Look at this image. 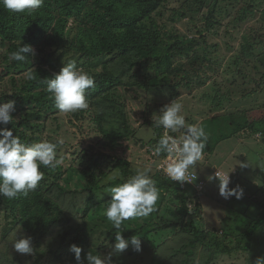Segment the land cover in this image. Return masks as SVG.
<instances>
[{
  "label": "rangeland",
  "instance_id": "374dc122",
  "mask_svg": "<svg viewBox=\"0 0 264 264\" xmlns=\"http://www.w3.org/2000/svg\"><path fill=\"white\" fill-rule=\"evenodd\" d=\"M89 1L88 7L81 15L63 19L67 21V27L71 28L74 25L83 29L94 27L87 13L94 10L95 4L93 0ZM125 1L117 0V5L124 6ZM60 18L59 12H55V23ZM146 22L151 24L154 22L160 27L161 37L166 43H175L182 39L186 43L195 44L191 49L193 56L189 60L168 66L167 69L166 67L155 69L157 65H154L153 68L138 71L137 67L130 69L129 64L121 60L105 68L120 81L110 93L111 100H115L123 109L133 132L129 141L113 151L105 147V140L95 123V118L105 110L95 101L88 100L87 110L61 114L55 109L48 116L40 136L42 141L47 140L57 145V158L64 161L57 167L58 170L61 167L63 172L60 186L66 194H60V190L56 188L52 193L44 191L38 197H35L38 188L29 193L24 199L29 201L26 209H32V213L20 220L17 225L12 223L14 218L7 217L11 207L10 201L0 197V264H33L39 256L43 257L42 264H78L74 253L70 251L73 244L82 249V260H85L89 251L94 255L98 253L105 255L107 249L111 251L109 243L112 239L108 231L114 228L108 220L104 224L100 223L104 216L103 211L107 207L106 203L111 200L108 189L112 186L109 184L122 179L115 161L116 159L129 161L132 164V171L149 166L152 169L151 178L159 173L158 167L162 158L161 155H154L153 149L156 145L154 139L157 130L161 132V136L165 130L162 127H155L152 116L171 100H180L183 110L186 111L182 115L196 116V109L206 107L209 108L207 116L216 113L215 116L223 117L225 122L233 121L234 126L221 122L226 127L222 132L237 135L242 127H249L251 132L260 128L261 136L264 137V0H162L159 8L146 19ZM56 26L53 24L48 28V34L43 36L41 43L31 45L34 49L31 53L34 71L43 68L53 74L59 72L49 65L43 66L40 62L47 54L45 45L50 36H55ZM253 30H257L259 35L263 31L257 40L255 39L259 35L250 36ZM262 40L261 46H255ZM10 45L12 43L0 45V66L4 68L6 67L4 57L8 54ZM23 71L12 69V74L20 79L19 75ZM85 71L90 74L100 73L102 68ZM135 73L136 76L133 77ZM9 76L0 80V104L15 101L16 92ZM17 106L15 104V108ZM191 118L190 116V121ZM203 118L207 119L205 116ZM114 128L122 129L118 122ZM176 133L169 131L168 134L178 136ZM261 136L256 141L258 144L251 146L253 150L250 154L253 155L251 159H254L258 167H264V149L261 152L257 150L263 142L260 140ZM215 139L216 137L213 141ZM234 143L236 141L232 139L225 145L237 151L235 159H238L243 148L233 147ZM96 161L98 162L95 165ZM91 183L98 186L107 185V188L100 193L104 204L94 206L87 213L86 207L90 197L87 189H90ZM202 194L200 198L206 193ZM184 195L188 209L184 223L192 221L202 229L204 219L203 212L197 210V193L190 192ZM40 196L41 204L38 206L36 203ZM180 205L182 204L178 202L176 196L161 192L156 205L159 213L155 212L152 215L154 218L149 220L150 215L147 218L125 221L121 231L131 233L151 225L150 233L140 238L142 251L156 255L161 264H180L183 256L177 253V250L192 237L180 223L182 213ZM217 216L210 214L216 229L208 231L213 232L222 243H227L223 231L219 228L223 227L228 233L231 221L222 223V219L218 221ZM231 217L235 218L236 214ZM158 221L177 222L178 225L156 231ZM243 223L244 226L250 227L253 222ZM94 225H99V230L92 235L91 228ZM22 235L32 237L34 251L31 255L20 254L13 247L16 237L19 239ZM97 238L105 240L102 250H99ZM232 242H236L235 238L226 245L230 247ZM251 248L252 255L249 253L250 259L246 264H255L257 258L264 257V236L261 231L258 236L252 238ZM125 252H130V249ZM215 255H217L215 249L206 250L199 247L196 250L195 262L224 264L220 263V260L214 263ZM246 257L245 254H241L240 258L232 263L244 264ZM150 260L146 259V264H149Z\"/></svg>",
  "mask_w": 264,
  "mask_h": 264
},
{
  "label": "trees",
  "instance_id": "16d2710c",
  "mask_svg": "<svg viewBox=\"0 0 264 264\" xmlns=\"http://www.w3.org/2000/svg\"><path fill=\"white\" fill-rule=\"evenodd\" d=\"M160 2L162 0H126L124 6H119L117 5V0H93L95 8L93 11H89L87 15L94 23V27L88 29L80 28L78 25H74L71 28L67 27L68 23L63 19L81 15L88 7L89 0H44L42 7L31 15L9 13L0 5V45L12 43L8 48V54L4 57L6 67L0 66V80L10 75L9 78L12 80L16 92L14 94L15 104L18 105L12 113L14 120L8 124H0V129L12 130L14 135L20 137L21 142L36 143L42 141L40 135L44 130L48 116L56 109L53 100L50 99L51 94L46 91L47 85L44 83V80L51 78L53 73L43 68L34 71L32 69L34 65L31 62V53L26 56L24 61L20 62L9 60V55L17 50L21 44L23 46L24 44L36 45L41 43L43 36L48 34V28L53 24L55 26L57 24L55 36H50L47 39V44L45 45L47 54L40 62L43 63V66L49 65L53 70L59 71L63 63L70 60L76 61L77 67L85 70L95 71L102 68L100 73H91L95 78L96 86L86 93L88 100L95 101L105 108L95 118V123L105 140L104 145L106 148L113 151L117 147L122 146L124 142L129 141L133 135L129 120L115 100H111L110 94L119 85L120 81L108 73L105 68L113 62L121 60L128 63L130 69L137 67L138 71L153 68L154 65H157L155 69L161 67H166L167 69L168 66L182 60H189L193 56L191 49L195 44L186 43L182 39L175 43H166L161 37L160 27L154 22L152 24L146 22V19L159 8ZM57 11L61 18L55 23L54 13ZM103 12H108V14L104 15ZM260 33L262 34L263 31ZM251 35L256 37L259 34L257 30H253ZM260 35L255 40L260 38ZM17 42H20V44H17ZM262 44L263 40L256 43L255 46H261ZM12 69L24 70L19 75L20 79H17L12 74ZM29 70H31L32 79H28L25 75ZM135 76L136 73L133 77ZM26 111L28 112L23 114ZM116 122L121 125V130L114 128ZM106 125L109 126L106 127ZM156 135L155 144L161 137V132L157 130ZM165 155L162 153L161 158H164ZM97 162H95V165ZM131 165L127 160L116 159L115 166L119 168L122 179L109 185L116 186L128 176L134 174V171L131 170ZM41 171L44 172V179L37 187L38 191L35 193V197H38L44 191L52 193L54 188L59 189L60 194H66L60 186V182L63 179L61 167L59 170L57 168L51 170L41 167ZM159 173L152 176V179L157 182L160 193H169L178 198V202L182 204L180 205L182 207L180 223L186 232L192 236L177 250V253L183 256L180 264H196L195 254L199 247L206 250L215 249L216 253L219 252L220 254H231L241 250L242 247L248 250L249 239L264 224V212L253 223L252 227L236 239L235 243H230L229 247L226 245L229 241L222 243L219 240L220 238L216 237L213 232L200 229L192 221L188 224L184 223L185 215L188 213L184 195L185 187L166 178L161 172ZM106 188L107 185L98 186L95 183H91L90 189H87L90 192L86 207L87 213L94 206L104 204L105 201L100 196V193ZM41 198L42 196L37 198L38 202L36 205L40 206ZM9 201L11 207L7 217L14 218L13 224L17 225L20 220L31 215L32 209H26L29 201L26 198L24 199L23 196ZM156 213H159V210ZM154 214L155 212L151 214L149 220L154 218L152 216ZM106 220V217L103 216L100 224L106 223ZM159 222L156 223L158 225L156 231L166 230L178 225L177 222ZM150 226L147 225V227H142L140 230L131 233L124 231L122 235L129 240L134 235L137 238H142L150 233ZM98 228L99 225H94L91 228L92 235L96 234L97 230H99ZM115 231V229L108 231L112 239L109 245L115 243ZM97 243L99 250H102L105 240L97 238ZM244 243H248V245H241ZM128 249H130V252L113 255L112 264H146V259H151L149 264H161L156 255H152L147 251V253L143 252L142 250L136 252L131 245ZM109 252L110 250L107 249L105 255ZM42 260L43 257L39 256L34 260L33 264H42Z\"/></svg>",
  "mask_w": 264,
  "mask_h": 264
},
{
  "label": "clouds",
  "instance_id": "9594fccd",
  "mask_svg": "<svg viewBox=\"0 0 264 264\" xmlns=\"http://www.w3.org/2000/svg\"><path fill=\"white\" fill-rule=\"evenodd\" d=\"M44 0H0V5L13 14L31 15L42 7ZM31 45L24 44L9 55V60L24 61L29 53H33ZM32 79L31 70L25 73ZM46 91L51 94L54 106L61 114L75 113L89 108L86 93L95 88V78L83 68H78L74 60L63 63L60 71L51 78L44 80ZM182 103L179 99L171 100L163 105L158 113H154L152 120L155 127H162L164 134L154 146V155H167L166 165L163 166L165 175L175 182H185L188 170L197 164L203 157L208 142V134L203 126L186 124L182 115ZM15 101L0 104V124H8L14 120ZM179 132L178 136L169 135ZM257 133V136H261ZM57 145L43 140L36 143L21 142L19 136L12 130L0 129V197L15 200L20 196L28 197L35 191L44 179L41 167L55 170L64 161L57 158ZM248 163L240 167H248ZM152 169L149 166L136 168L134 174L128 176L123 182L108 189L111 200L103 215L112 224L115 231V243L109 245L111 251L107 255L92 254L89 251L85 260L81 259L82 249L75 244L70 246L78 264H112L113 255L125 252L129 246L140 252L141 239L136 235L126 239L122 235L121 226L125 221L147 218L157 211L156 205L160 198L157 182L151 178ZM115 177H110L114 179ZM208 181L218 180L220 195L227 198L236 195L239 199L243 195L241 189L229 190V175L221 176L218 170L214 175L207 177ZM32 237L21 236L14 240L13 247L20 254L31 255L34 251ZM255 264H264V257L256 259Z\"/></svg>",
  "mask_w": 264,
  "mask_h": 264
},
{
  "label": "crops",
  "instance_id": "0c3cea01",
  "mask_svg": "<svg viewBox=\"0 0 264 264\" xmlns=\"http://www.w3.org/2000/svg\"><path fill=\"white\" fill-rule=\"evenodd\" d=\"M207 110H209V108L206 107L196 109V116L195 114H184L186 124L189 122L190 124L203 126L208 134V142L202 159L190 168L196 175V181L192 185L189 184L186 186L184 188V193H197V210L200 211V213L203 212V230L215 231L214 229H216V227L213 226V220L210 214L214 216L218 215L217 219L218 221L222 219V223L227 220L231 221L228 233L223 230V227L219 228V230L224 233L226 238L225 241H231L232 238L236 240L251 228L253 223L260 218L264 212V167L256 166L254 159H251L253 155H250L253 150L251 146L254 147L255 144H258L256 142L259 137L257 133H261V130L259 128L251 132L249 127H242L237 135L236 133L228 134L222 132V130L226 128L225 125L222 124L225 122L224 118L215 116L216 113L209 117L207 116L209 114ZM183 113H186L185 109H182L181 114ZM188 116L192 117L191 121ZM204 116L207 117V119H204ZM224 117L228 118L226 116ZM217 122H219V124H217ZM225 123L234 126L233 121ZM176 134L179 135L180 133L177 132ZM214 137H216V139L213 141ZM232 139L236 141L233 147L238 149L240 147L243 148L242 152L239 153L238 159H235L237 157V151L231 150V148L225 145L226 142ZM260 140L263 142L261 141V146L257 147V150L261 152L264 149V137L261 136ZM242 163H248L249 166L242 168L240 167ZM217 170L221 176L229 175V190L235 189L237 192L241 189L243 190V195L239 199L236 195H231L227 198L221 196L219 181H208L207 177L214 175ZM202 193H206L207 195L205 194L200 198L203 195ZM199 204H201V206ZM231 214H236V217L232 218ZM256 214H258V216H256ZM250 221L251 223L253 222L250 227L244 226L245 223L243 222L249 223ZM211 224L212 226H210ZM197 226L200 228L198 224ZM260 231L264 236V224L249 239L250 245L247 248L248 250H245V248L241 246V250L232 252L231 254H220L218 252L214 257V263L220 260V263L234 264L232 263L233 261L236 262L241 254H245L247 257L244 264H246L250 259V254L252 255V238L258 236ZM241 245H248V243Z\"/></svg>",
  "mask_w": 264,
  "mask_h": 264
},
{
  "label": "built area",
  "instance_id": "2783aa9c",
  "mask_svg": "<svg viewBox=\"0 0 264 264\" xmlns=\"http://www.w3.org/2000/svg\"><path fill=\"white\" fill-rule=\"evenodd\" d=\"M173 136H175V135H173ZM166 162H167V155H165V157L161 159V162H160V165H159L158 169H159V172H161L162 175H164L166 178H168L165 175L164 170H163V166L166 165ZM195 181H196V175L192 172L191 169H189L188 173L186 175L185 182H177V183L179 185H181L182 187H186L189 184L192 185Z\"/></svg>",
  "mask_w": 264,
  "mask_h": 264
}]
</instances>
